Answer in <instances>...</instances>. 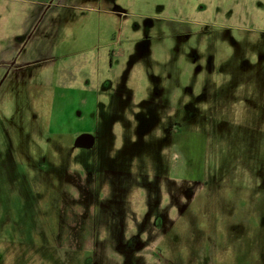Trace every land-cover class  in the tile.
I'll return each mask as SVG.
<instances>
[{"label":"rangeland","instance_id":"obj_1","mask_svg":"<svg viewBox=\"0 0 264 264\" xmlns=\"http://www.w3.org/2000/svg\"><path fill=\"white\" fill-rule=\"evenodd\" d=\"M0 264H264V0H0Z\"/></svg>","mask_w":264,"mask_h":264},{"label":"water","instance_id":"obj_2","mask_svg":"<svg viewBox=\"0 0 264 264\" xmlns=\"http://www.w3.org/2000/svg\"><path fill=\"white\" fill-rule=\"evenodd\" d=\"M95 143L94 136L83 133L75 139V143H73L74 148H87L90 149L92 145Z\"/></svg>","mask_w":264,"mask_h":264},{"label":"flooded vegetation","instance_id":"obj_3","mask_svg":"<svg viewBox=\"0 0 264 264\" xmlns=\"http://www.w3.org/2000/svg\"><path fill=\"white\" fill-rule=\"evenodd\" d=\"M95 142H96V140H95ZM94 144H95V143H94ZM92 147H93V145H92ZM92 147H91V148H92ZM91 148H90V149H91ZM76 149H78V148H76ZM156 223H157V222H156Z\"/></svg>","mask_w":264,"mask_h":264}]
</instances>
